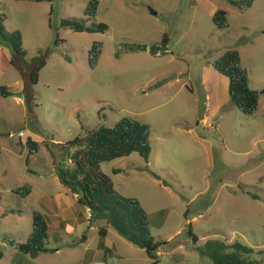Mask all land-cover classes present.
Segmentation results:
<instances>
[{"label":"rangeland","instance_id":"1","mask_svg":"<svg viewBox=\"0 0 264 264\" xmlns=\"http://www.w3.org/2000/svg\"><path fill=\"white\" fill-rule=\"evenodd\" d=\"M89 1L0 0L6 29L23 36L27 81L36 62L46 61L38 84L25 89L0 40V87L11 93L0 94V264L154 262L106 219L93 217L59 178L68 142L124 117L151 126L149 161L133 153L101 170L147 211L152 236L163 244L158 264H213L195 249L208 240L239 241L264 264V93L257 112L247 115L231 103L229 80L214 68L236 48L250 87L264 90V0L243 11L230 0H99L94 21L106 23V33L62 27L64 19H84ZM220 9L228 13L225 29L212 20ZM165 34L170 51L155 53ZM95 41L103 47L92 66ZM28 138L40 143L38 152L29 153ZM26 184L30 195L15 192ZM35 211L49 218L46 246L57 250L32 258L16 246L30 236ZM101 228L114 249L107 260Z\"/></svg>","mask_w":264,"mask_h":264},{"label":"trees","instance_id":"2","mask_svg":"<svg viewBox=\"0 0 264 264\" xmlns=\"http://www.w3.org/2000/svg\"><path fill=\"white\" fill-rule=\"evenodd\" d=\"M53 1V0H35ZM254 0H230V3L240 11L252 6ZM99 0H90L85 10L84 19H64L62 27L72 29L76 32L106 33L109 26L106 23H97ZM228 13L224 9L217 10L212 20L220 29L229 27ZM0 40L7 44L12 51L10 63L20 72L25 80V89L29 85L39 82L40 71L46 61H37L30 71L27 81L26 72L22 65L25 62L27 51L24 49L23 36L20 32H10L5 27V18L0 14ZM169 37L164 35L162 46L167 47ZM102 42L95 41L89 52V62L95 66L102 54ZM139 47L133 45L130 49ZM167 49V48H166ZM155 53L165 54L166 51L157 50ZM215 70L229 79V98L233 105L247 115H254L260 103V96L264 90L259 92L250 87V77L246 68L242 65L241 53L238 49H228L214 63ZM0 94L9 97L11 93L5 86L0 87ZM151 126L133 118L124 117L114 127H100L88 133L87 137H77L68 142V150L64 155L67 163L59 165V178L74 194L80 196L79 202L85 205L96 218L106 219L120 235L132 244L144 249L148 256L154 260L152 264H158L156 253L161 245L156 242L151 233V225L147 211L139 199L126 197L116 190L111 179L101 170V164L117 158L128 157L133 153H139L142 158L149 161L152 146L150 142ZM27 146L30 154L39 151L40 143L28 138ZM76 148L74 152L71 149ZM27 164L28 161H27ZM165 185L167 183L164 182ZM32 185L26 184L16 188L15 192L26 197L31 194ZM51 225L49 218L39 211L33 213V228L30 236L24 243L17 244L20 253L30 255L32 258L39 257L42 253L53 252L46 246L50 236ZM101 242L99 247L103 250L104 260H107L114 249L105 245L108 235L107 228L99 230ZM193 242H198V237L190 229ZM87 236L84 234L82 241ZM165 242L164 245H167ZM195 249L203 256L211 258L213 264H257L259 261L253 259L255 249L239 241L227 244L221 240H208L204 246ZM2 254L0 253V258Z\"/></svg>","mask_w":264,"mask_h":264},{"label":"water","instance_id":"3","mask_svg":"<svg viewBox=\"0 0 264 264\" xmlns=\"http://www.w3.org/2000/svg\"><path fill=\"white\" fill-rule=\"evenodd\" d=\"M154 13V12H153ZM166 48L164 47V48H161V51H164ZM175 78H177V76L176 75H172V76H170V77H168V78H166V79H163L161 82H160V85H162V84H165V83H167V82H169V81H171V80H173V79H175Z\"/></svg>","mask_w":264,"mask_h":264},{"label":"crops","instance_id":"4","mask_svg":"<svg viewBox=\"0 0 264 264\" xmlns=\"http://www.w3.org/2000/svg\"><path fill=\"white\" fill-rule=\"evenodd\" d=\"M168 46V48L167 49H165L164 51H166V52H169L170 51V49H169V44L167 45ZM166 48V47H165ZM160 51H161V49H160ZM229 80V79H228ZM228 89H229V82H228ZM228 94H229V91H228ZM109 246V245H108ZM113 248V247H112Z\"/></svg>","mask_w":264,"mask_h":264}]
</instances>
